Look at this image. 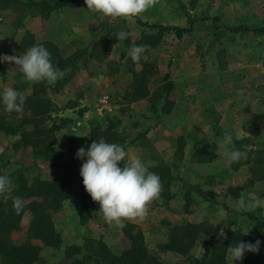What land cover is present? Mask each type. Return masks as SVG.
I'll use <instances>...</instances> for the list:
<instances>
[{"label": "rangeland", "instance_id": "1", "mask_svg": "<svg viewBox=\"0 0 264 264\" xmlns=\"http://www.w3.org/2000/svg\"><path fill=\"white\" fill-rule=\"evenodd\" d=\"M15 1L0 2V55L23 54L26 50L23 51L22 42L29 37L37 44H52L63 59L75 51L91 48L98 38L105 45L101 50L106 53L103 61L87 60L61 89L53 85L47 89V98L56 107L49 115L51 123L48 122L59 126L52 151L67 154L64 160L73 156L77 164L83 160L76 158V151L81 146L87 149L93 142L92 130H105L110 120L119 118V129L126 138L122 145L125 150L130 155H140L150 169L161 165L169 169L171 185L151 204L148 217L125 222L141 231L150 264H189L200 257V242L208 238L206 234L183 253L164 247L172 228L184 223L218 230L216 240L220 243L226 240V230L250 233L257 222L264 223V208L238 210L240 199L247 203L257 196L264 198V84L252 87L253 101L248 100L245 91L248 75L264 79V32H233L244 27L264 29V0H157L153 7L132 18L105 17L86 9L84 2L61 11H40L30 9L26 0ZM137 21L179 29L188 28L190 21L193 25L190 33L178 39L171 32L144 29ZM122 30L128 33L131 45L148 46L147 59L134 62L130 58L131 46L124 45L125 39H117ZM0 67V91L22 85L25 97L32 93V82L9 70L13 65L0 63ZM143 71L149 72L148 97L126 101L133 79ZM165 74H169L173 84L169 107L161 103ZM181 81L187 85L209 84L220 96L225 95L221 88L224 84L234 85L232 114L227 119L213 117L201 122L184 117L182 112L171 114L177 99L174 84ZM104 96L109 98L110 112L97 109ZM78 122L82 128L74 133L72 128ZM224 132L232 135L235 148L246 152L247 159L238 163L227 161L220 147ZM201 134L209 139L212 150L188 155V141L195 144L194 136ZM19 139V135L0 133V158L14 163L3 175L21 173L28 183L36 177L45 181L61 178L63 169L35 160L33 148L18 145ZM158 143L162 144L156 149ZM178 145L183 149L178 150ZM78 168L73 164L69 169L72 196L51 215L62 240L60 247H43L29 237L28 213L22 217L18 230L8 236L13 245L40 247L42 264L81 259L99 244L116 257L129 251L130 243L123 230L105 222L98 203L87 216L80 215ZM260 231L264 234L263 227ZM226 263L232 264L228 253ZM233 264H243V259Z\"/></svg>", "mask_w": 264, "mask_h": 264}, {"label": "trees", "instance_id": "2", "mask_svg": "<svg viewBox=\"0 0 264 264\" xmlns=\"http://www.w3.org/2000/svg\"><path fill=\"white\" fill-rule=\"evenodd\" d=\"M26 1L30 9H38L40 11H61L74 7L80 2H84V0ZM0 2L10 3L16 1L0 0ZM184 13L186 17H189L185 10ZM136 23L147 30L171 32L178 39L190 33L193 25V22L190 21L188 28L179 29L149 25L140 21ZM233 32L262 34L264 29L244 27L235 29ZM33 45H37V43L29 37L24 43L22 42L23 51ZM39 45H43L50 52L53 65L66 72V75L53 85L55 89H61L65 86L80 71L87 60L95 58L103 61L106 58V53H102L101 51L105 47L101 38L94 41L91 48L75 51L65 59L58 55L52 44L43 43ZM124 45L128 47L132 46L129 43L128 37L125 39ZM99 51L101 54H99ZM148 74L149 72L143 71L135 76L130 85L129 92L126 93V101L135 102L148 97ZM163 83V87L160 89L162 94L161 103L169 107L171 106L169 95L173 90V84L170 81L169 74L164 75ZM49 86L51 87L52 85L46 82L32 83V93L26 97L23 111L20 113L12 112L6 114L4 112V106L0 103V133L6 136L19 135L18 145H21L23 148L32 147L33 158L35 160L42 161L50 167L63 169L61 178L53 181H45L36 177L31 183H28L21 173L10 176L16 185V189L11 195L22 198L24 211L21 214H17L13 209L11 198L7 201L0 198V264H42L40 247L27 244L13 245L8 241V236L13 231L18 230L20 221L26 213L30 216L28 227V235L30 238L39 241L43 247L47 248H58L62 244L61 237L54 228L51 215L52 213L58 212L62 207V203L72 196V182L70 178L72 172L69 169L72 168L73 164L80 169L84 161L76 164L73 156L67 157L64 160L68 156L67 154L52 151L55 138L54 134L59 129V126L55 124L50 125L51 120H49V115L51 116V113L55 111L56 107L47 98L46 91L49 89ZM13 88L21 93L25 90V87L22 85H15ZM120 126L121 119L116 118L113 121L110 120L105 130H101L99 127L92 130L91 138L94 141L103 137L105 142L118 143L122 146L126 138L121 128L119 129ZM179 139L181 141L182 138L180 137ZM177 149L182 150L183 147L178 145ZM62 160L63 162H61ZM12 165H14L12 161L0 158V175H3L4 170ZM149 171L156 173L160 177L163 189H168L171 185L172 178L169 176L167 166L161 165L155 169L149 168ZM80 179V190L77 194L78 200L81 203L80 215L87 216L96 205V202H93L91 197L86 193L83 187L82 177ZM261 227L264 228V223L257 222L253 231L248 235L226 230V240L220 243L216 240V235L219 233L218 230H211L212 228L205 230L198 225L184 223L172 228L169 242L164 247L171 251L183 253L198 243L202 234H206L208 238L201 239L200 242L203 250L202 254L199 258L192 259L189 264H227V247L230 244L234 245L239 241L254 243L258 239L261 241L259 252L245 253L243 264H261L264 262V234L260 231ZM122 230L130 243L129 251L123 256H113L102 244H99L94 252L85 254L81 259H68L70 262L64 264H88L89 262L93 264H150L147 250L144 247V239L139 228L136 225L126 223V226Z\"/></svg>", "mask_w": 264, "mask_h": 264}, {"label": "clouds", "instance_id": "3", "mask_svg": "<svg viewBox=\"0 0 264 264\" xmlns=\"http://www.w3.org/2000/svg\"><path fill=\"white\" fill-rule=\"evenodd\" d=\"M157 0H84L86 9L110 18H132L141 15L153 7ZM128 33L120 31L117 39L123 41ZM147 45H132L129 56L134 62L147 59ZM0 63H7L32 82H46L54 85L62 79L66 72L55 67L50 52L43 45H33L23 54L0 55ZM26 97L12 87H4L0 91V103L8 113L23 111ZM225 158L229 163H238L247 159V153L235 148L232 135L223 133L220 143ZM76 158L84 162L79 169L84 190L93 202L99 204V212L105 222L122 229L125 222L143 221L150 212L151 204L160 198L163 186L160 177L149 171L148 165L140 155H130L118 143H108L103 139L94 140L87 149L81 146L76 151ZM86 158V159H85ZM123 165V167H121ZM16 185L7 174L0 175V198L12 200L13 209L17 214L24 211L21 197L12 196ZM238 210L264 208V198L254 197L250 202L238 201ZM249 231L243 235H248ZM260 240L253 242L239 241L227 247L232 264L243 259L245 253H258Z\"/></svg>", "mask_w": 264, "mask_h": 264}, {"label": "crops", "instance_id": "4", "mask_svg": "<svg viewBox=\"0 0 264 264\" xmlns=\"http://www.w3.org/2000/svg\"><path fill=\"white\" fill-rule=\"evenodd\" d=\"M263 84L264 79L262 77L254 78L252 75L247 76L245 88L248 89L245 91L248 93L247 98L249 101H253L254 99L252 97L254 95H250L253 91L252 87ZM233 86L234 85L231 84H224L221 88L224 90L225 95L220 96L217 93L216 88L209 84L198 82L196 84L187 85L184 81L176 82L174 84V91L177 94V99H175V106L171 114L182 112L184 117H191L192 119H197L196 121L200 122L204 119H212L213 117L227 119L228 115H231L233 110ZM211 87H213L214 90ZM176 133H178L177 130ZM177 135L181 134L178 133ZM193 139L196 140V143L191 144L189 140L188 145L186 146L188 155L192 156L196 151L208 152L212 150V146L210 142H208L209 139L204 138L203 134L199 135V137L194 136ZM161 144L162 143L156 144V149H158V146ZM209 144L210 147H206V145ZM205 147L209 149H206Z\"/></svg>", "mask_w": 264, "mask_h": 264}, {"label": "built area", "instance_id": "5", "mask_svg": "<svg viewBox=\"0 0 264 264\" xmlns=\"http://www.w3.org/2000/svg\"><path fill=\"white\" fill-rule=\"evenodd\" d=\"M98 111L99 112H102V111H104V112H110L111 111V109H110V107H109V98L107 97V96H104V97H102L101 99H100V101H99V103H98ZM82 128V125H81V123L80 122H78V123H76L75 125H74V127L72 128V131L74 132V133H76V132H78L80 129Z\"/></svg>", "mask_w": 264, "mask_h": 264}]
</instances>
